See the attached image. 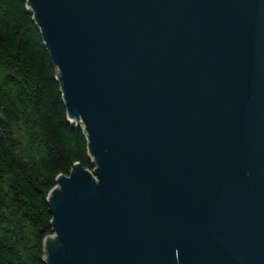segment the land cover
I'll list each match as a JSON object with an SVG mask.
<instances>
[{
  "label": "water",
  "instance_id": "95a60500",
  "mask_svg": "<svg viewBox=\"0 0 264 264\" xmlns=\"http://www.w3.org/2000/svg\"><path fill=\"white\" fill-rule=\"evenodd\" d=\"M94 173L48 195L47 264H264V0H28Z\"/></svg>",
  "mask_w": 264,
  "mask_h": 264
},
{
  "label": "trees",
  "instance_id": "16d2710c",
  "mask_svg": "<svg viewBox=\"0 0 264 264\" xmlns=\"http://www.w3.org/2000/svg\"><path fill=\"white\" fill-rule=\"evenodd\" d=\"M76 162L95 165L35 13L0 0V264H47L48 195Z\"/></svg>",
  "mask_w": 264,
  "mask_h": 264
},
{
  "label": "rangeland",
  "instance_id": "374dc122",
  "mask_svg": "<svg viewBox=\"0 0 264 264\" xmlns=\"http://www.w3.org/2000/svg\"><path fill=\"white\" fill-rule=\"evenodd\" d=\"M45 41V40H44ZM46 44V43H45ZM50 53V52H49ZM54 62V61H53ZM68 113H69V110H68ZM69 117H70V114H69ZM71 119V118H70ZM72 121H74V122H77L76 120H74V119H71ZM81 125V124H80ZM82 126V125H81ZM83 127V126H82ZM84 128V127H83ZM91 158H92V156H91ZM92 160H93V158H92ZM95 164V163H94ZM94 168H96L95 167V165H94ZM94 168H87V169H89L92 173H93V175H95V173H94ZM71 172V171H70ZM70 174V173H69ZM69 174H65V175H69ZM58 184V183H57ZM56 184V185H57ZM53 216V215H52Z\"/></svg>",
  "mask_w": 264,
  "mask_h": 264
}]
</instances>
